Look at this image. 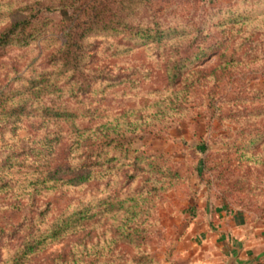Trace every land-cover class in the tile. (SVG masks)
<instances>
[{"label":"rangeland","instance_id":"1","mask_svg":"<svg viewBox=\"0 0 264 264\" xmlns=\"http://www.w3.org/2000/svg\"><path fill=\"white\" fill-rule=\"evenodd\" d=\"M223 207L264 223V0H0V264H187Z\"/></svg>","mask_w":264,"mask_h":264},{"label":"crops","instance_id":"2","mask_svg":"<svg viewBox=\"0 0 264 264\" xmlns=\"http://www.w3.org/2000/svg\"><path fill=\"white\" fill-rule=\"evenodd\" d=\"M193 225L191 236L199 247L187 264H227L236 255L239 264H254L264 253V223L242 211L216 208Z\"/></svg>","mask_w":264,"mask_h":264},{"label":"trees","instance_id":"3","mask_svg":"<svg viewBox=\"0 0 264 264\" xmlns=\"http://www.w3.org/2000/svg\"><path fill=\"white\" fill-rule=\"evenodd\" d=\"M84 3L85 2H83L80 5V8L84 9ZM83 9H80L78 14H81L84 11ZM33 19H34V15L31 16V17L26 16L25 18H23L21 20L15 21L8 28H6L4 30L3 37L6 38V37H9V36L20 35V34L24 35L28 30H31L30 28L32 27ZM76 19L79 22H81L79 15H77V18H76V15H75V17H72V21L71 22H73L74 20L76 21ZM64 42L67 43L68 39L66 41H64Z\"/></svg>","mask_w":264,"mask_h":264},{"label":"built area","instance_id":"4","mask_svg":"<svg viewBox=\"0 0 264 264\" xmlns=\"http://www.w3.org/2000/svg\"><path fill=\"white\" fill-rule=\"evenodd\" d=\"M254 264H264V253L256 258Z\"/></svg>","mask_w":264,"mask_h":264},{"label":"water","instance_id":"5","mask_svg":"<svg viewBox=\"0 0 264 264\" xmlns=\"http://www.w3.org/2000/svg\"><path fill=\"white\" fill-rule=\"evenodd\" d=\"M227 264H239V262L237 261V256L236 255L231 256Z\"/></svg>","mask_w":264,"mask_h":264}]
</instances>
